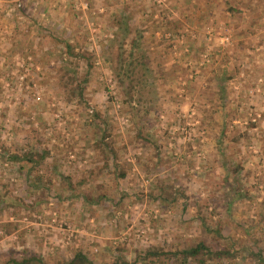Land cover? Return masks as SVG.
I'll return each instance as SVG.
<instances>
[{"label":"rangeland","instance_id":"374dc122","mask_svg":"<svg viewBox=\"0 0 264 264\" xmlns=\"http://www.w3.org/2000/svg\"><path fill=\"white\" fill-rule=\"evenodd\" d=\"M121 16L151 73L132 100ZM198 244L264 264V0H0V264H182Z\"/></svg>","mask_w":264,"mask_h":264},{"label":"trees","instance_id":"16d2710c","mask_svg":"<svg viewBox=\"0 0 264 264\" xmlns=\"http://www.w3.org/2000/svg\"><path fill=\"white\" fill-rule=\"evenodd\" d=\"M120 19H121L120 22L121 37L118 40L119 53L116 56L113 70L115 76L118 79V83H120L121 86L122 85L124 86V93L127 95L129 100H132L135 93H138L140 90L149 88V84L151 83L149 76H151V73L149 72V69L146 67V62L148 59L145 56V53L143 52L142 48L140 47L139 39L141 36L138 35V32L130 28L129 22L125 16H121ZM132 34L133 36H131ZM126 41L128 42L126 43ZM126 44L128 45V50L126 48ZM137 86L139 87V90L135 92L134 89ZM140 98L141 95L139 96V99ZM28 157H29L28 154H22L20 157L13 155L8 160L11 161L12 163L14 162L16 163L21 159H26L28 161ZM30 162L33 161L30 160ZM28 173L29 171L27 172V174ZM231 202L232 200H230L229 204ZM10 203L11 202L8 200L7 204ZM151 249L152 248L147 249L145 257H147L148 254L153 256L155 259L161 257L162 255H165L168 258L175 256V253L172 254L162 253L161 251L151 250ZM205 249L206 248L203 246V244H198L196 247L182 250L179 253L181 259L180 262L184 264L185 262H187V260L190 261V259H192L194 260V262L203 264L202 257L203 255H206L208 253V251H206L205 253L202 252V250ZM244 250L246 252V255H249L250 258L259 257L261 256L262 253L261 252L262 250L260 248L257 249L254 246L253 242L252 245L248 244L246 247H244ZM230 253H231L230 250H222L221 252L216 253L214 256L216 258H220L222 256H227ZM208 255H212V254L209 253ZM258 261L260 263H264L263 257H261V259ZM1 264H45V263L40 255H29L28 257L24 256L20 260H17L15 258H8L7 260L3 261ZM57 264H96V263L93 262L87 256V254L83 252L81 249H77L73 253L71 259ZM110 264H115V263H110Z\"/></svg>","mask_w":264,"mask_h":264},{"label":"crops","instance_id":"0c3cea01","mask_svg":"<svg viewBox=\"0 0 264 264\" xmlns=\"http://www.w3.org/2000/svg\"><path fill=\"white\" fill-rule=\"evenodd\" d=\"M39 233H40V231H39ZM43 235V234H42ZM14 236V240L16 239V237H15V234L13 235ZM27 236V237H26ZM24 235V238L28 241V242H30V238H29V235H28V233H27V235ZM81 237V236H80ZM47 238V237H46ZM52 239V238H51ZM51 239H49V240H51ZM77 239V241H74V242H77V243H79V237H77L76 238ZM58 239H56V238H54L53 240H52V242L53 243H55L56 241H57ZM51 242V243H52ZM78 245H80L79 247H81V244H78ZM78 245H76L77 247H78ZM83 245V244H82ZM78 249H80V248H78ZM260 249H262V247H260ZM83 252H85V250H83V248L81 249Z\"/></svg>","mask_w":264,"mask_h":264},{"label":"built area","instance_id":"2783aa9c","mask_svg":"<svg viewBox=\"0 0 264 264\" xmlns=\"http://www.w3.org/2000/svg\"><path fill=\"white\" fill-rule=\"evenodd\" d=\"M36 100H40L39 97L36 98ZM77 230H72L71 232H75L76 233ZM70 235H73V233H71Z\"/></svg>","mask_w":264,"mask_h":264}]
</instances>
